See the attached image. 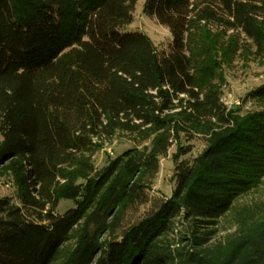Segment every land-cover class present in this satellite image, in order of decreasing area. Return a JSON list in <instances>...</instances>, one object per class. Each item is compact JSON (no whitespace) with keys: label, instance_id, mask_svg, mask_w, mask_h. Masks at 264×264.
Masks as SVG:
<instances>
[{"label":"trees","instance_id":"obj_1","mask_svg":"<svg viewBox=\"0 0 264 264\" xmlns=\"http://www.w3.org/2000/svg\"><path fill=\"white\" fill-rule=\"evenodd\" d=\"M136 4L0 0V264H264V204L236 206L264 180V83L253 109L223 101L226 68L264 60V0H146L168 52L129 28ZM119 135L136 145L98 169Z\"/></svg>","mask_w":264,"mask_h":264},{"label":"rangeland","instance_id":"obj_2","mask_svg":"<svg viewBox=\"0 0 264 264\" xmlns=\"http://www.w3.org/2000/svg\"><path fill=\"white\" fill-rule=\"evenodd\" d=\"M146 0H137L135 18L130 25L133 31L146 33L155 43L159 52H168L172 41L170 30L161 25L156 18L149 17L144 13V4ZM227 82L224 85L223 101L229 108L243 107V110L255 108L252 101H245L244 98L251 90L264 83V60L251 62L248 65L237 62L233 67L226 68ZM192 145L191 153L182 158H193L205 148V140L197 137L192 141H185ZM134 140L126 135L117 136L111 144L99 150L94 155L95 165L98 169L104 167L109 159L115 158L124 150L135 146ZM176 145L172 146L168 154L161 159L160 171L155 179L152 189L149 191L151 198L170 197L174 188V167L173 154L176 152ZM10 196L16 199V187L13 182L5 177L0 179V197ZM264 204V180L255 190L242 195L236 202V206H250L253 208L261 207ZM74 203L71 200L62 199L59 206V212H65ZM140 213H137V216ZM236 228L234 212L231 211L219 220L215 239H222L228 233Z\"/></svg>","mask_w":264,"mask_h":264}]
</instances>
